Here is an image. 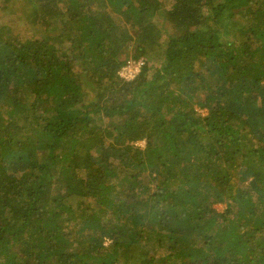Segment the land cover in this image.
<instances>
[{
  "label": "trees",
  "instance_id": "trees-1",
  "mask_svg": "<svg viewBox=\"0 0 264 264\" xmlns=\"http://www.w3.org/2000/svg\"><path fill=\"white\" fill-rule=\"evenodd\" d=\"M17 1L0 264H264V0Z\"/></svg>",
  "mask_w": 264,
  "mask_h": 264
},
{
  "label": "built area",
  "instance_id": "built-area-1",
  "mask_svg": "<svg viewBox=\"0 0 264 264\" xmlns=\"http://www.w3.org/2000/svg\"><path fill=\"white\" fill-rule=\"evenodd\" d=\"M145 63V59L143 58H138V59H133L130 58L126 61L125 64L119 69V75L121 78L124 80H133L136 78V76L140 73L142 66Z\"/></svg>",
  "mask_w": 264,
  "mask_h": 264
},
{
  "label": "rangeland",
  "instance_id": "rangeland-1",
  "mask_svg": "<svg viewBox=\"0 0 264 264\" xmlns=\"http://www.w3.org/2000/svg\"><path fill=\"white\" fill-rule=\"evenodd\" d=\"M24 3L25 2H23V1H21V0H19V1H17V2H15V4L14 5H16V6H19V5H21L22 6V4L24 5ZM10 18H12L13 20H9ZM3 22H7V23H10V24H12V25H14L15 27H20L21 25H22V23H23V21H21V20H19V19H17V17L16 16H6L3 20H2V23ZM16 24V25H15ZM23 26V25H22ZM201 111H203L204 113H206L207 111L206 110H201ZM137 144H139L140 146H144L145 145V141H139ZM215 207H216V209L218 210V211H220V212H222V211H224V209H225V204H222V203H217V204H215Z\"/></svg>",
  "mask_w": 264,
  "mask_h": 264
}]
</instances>
